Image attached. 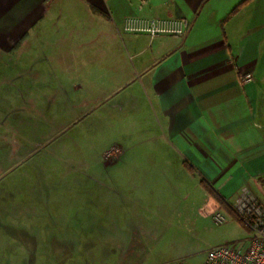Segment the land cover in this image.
<instances>
[{
    "label": "rangeland",
    "instance_id": "1",
    "mask_svg": "<svg viewBox=\"0 0 264 264\" xmlns=\"http://www.w3.org/2000/svg\"><path fill=\"white\" fill-rule=\"evenodd\" d=\"M58 10L43 47L0 51V264H201L246 246L235 216L204 214L198 179L122 91L131 60L114 62L111 28Z\"/></svg>",
    "mask_w": 264,
    "mask_h": 264
},
{
    "label": "crops",
    "instance_id": "2",
    "mask_svg": "<svg viewBox=\"0 0 264 264\" xmlns=\"http://www.w3.org/2000/svg\"><path fill=\"white\" fill-rule=\"evenodd\" d=\"M67 4L99 22L104 39L111 28L121 44L111 47L114 62L129 55L132 74L121 89L146 103L169 157L198 179L204 214L229 213L205 184L228 206L242 186L263 201L264 0H145L142 9L139 0H0V51L43 47ZM135 15L183 19L186 30L122 33L123 19ZM243 71L254 74L253 83H241Z\"/></svg>",
    "mask_w": 264,
    "mask_h": 264
},
{
    "label": "built area",
    "instance_id": "3",
    "mask_svg": "<svg viewBox=\"0 0 264 264\" xmlns=\"http://www.w3.org/2000/svg\"><path fill=\"white\" fill-rule=\"evenodd\" d=\"M145 0H139L142 9ZM123 33H146L150 37L158 34L183 35L186 23L179 18H160L146 16H127L121 24ZM233 55L232 59L236 60ZM251 71L240 74L242 84L254 82ZM231 212L241 225L248 231L246 246L237 248L233 245H218L210 248L201 264H264V204L248 186H242L233 203L229 204ZM216 223H223L226 218L219 209L212 212ZM174 264H181L175 262Z\"/></svg>",
    "mask_w": 264,
    "mask_h": 264
},
{
    "label": "trees",
    "instance_id": "4",
    "mask_svg": "<svg viewBox=\"0 0 264 264\" xmlns=\"http://www.w3.org/2000/svg\"><path fill=\"white\" fill-rule=\"evenodd\" d=\"M205 188L207 189V191L216 198V200L219 202L221 208L227 210L231 215H233V213L231 212V210H229V206L225 203V200L222 199L221 197H219L208 185L205 184ZM234 216V215H233Z\"/></svg>",
    "mask_w": 264,
    "mask_h": 264
}]
</instances>
